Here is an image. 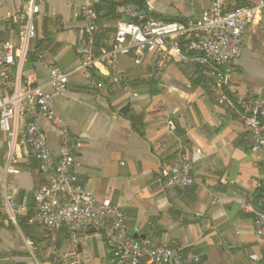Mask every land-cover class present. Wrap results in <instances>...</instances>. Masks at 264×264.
<instances>
[{
	"label": "crops",
	"instance_id": "obj_1",
	"mask_svg": "<svg viewBox=\"0 0 264 264\" xmlns=\"http://www.w3.org/2000/svg\"><path fill=\"white\" fill-rule=\"evenodd\" d=\"M130 1L100 0L97 13L107 29L96 37V60L110 49L117 22L132 21V13L141 11ZM133 1L142 5L151 1L152 17L160 21L195 20L211 5V0ZM257 2L231 0L230 7H253ZM82 3L0 0V40L14 45L18 25L8 14L26 4L33 8L35 38L22 62L15 57L10 82L21 71L22 83L28 80L31 87L49 91L48 70L38 62L39 53L69 76L67 92L53 98V111L78 141L79 184L124 213L133 240L191 251L200 257L198 264H263L262 243L253 230L255 213L264 212V191L255 189L261 169L257 157L249 153L241 120L217 105L211 79L201 68L169 62L159 69L150 51L140 65L131 55L116 58V72L129 91L112 87L114 71L99 62L105 75L102 87L90 91L83 72L77 71L80 61L75 53L83 28ZM229 70L228 93L264 94V12L248 26L244 52ZM10 93L11 85L0 83V95ZM123 106L129 107L125 115L119 112ZM168 121L173 132L166 128ZM40 123L51 153L57 156L59 132L46 120ZM17 127L21 135L23 121ZM7 139L0 130V264H115L100 232L48 233L29 223L34 213L32 191L44 179L33 155L18 147L14 167L19 172L6 174ZM179 153L193 161L194 185L165 191L160 171L171 166ZM5 195L25 209L15 211V224L3 206ZM242 204L251 208L241 210Z\"/></svg>",
	"mask_w": 264,
	"mask_h": 264
},
{
	"label": "built area",
	"instance_id": "obj_2",
	"mask_svg": "<svg viewBox=\"0 0 264 264\" xmlns=\"http://www.w3.org/2000/svg\"><path fill=\"white\" fill-rule=\"evenodd\" d=\"M100 0H83L79 16L83 21L80 40L75 53L80 61L77 71L84 74L86 87L99 91L100 79L105 76L99 66L114 74L110 77L112 87L129 91L121 83L116 72V58L131 55L135 65H140L145 52L154 54L156 64L162 69L169 62L201 68L211 79L210 91L216 94V103L225 112L236 115L242 122L249 138V153L257 157L261 174L255 189L264 191V94L256 96L252 90L245 95L230 94L227 90L229 67L244 52L245 32L264 12V0L253 7H230L231 0H211L210 8L195 20L160 21L152 17L154 6L145 2V9L133 12V21H118L110 49L100 60L94 58L96 37L107 26L99 21L97 7ZM230 7V8H229ZM31 4L16 9L8 17L18 25L17 45L10 40H0V83L11 85V93L0 95V130L6 133V174H18L14 167V148L30 152L38 163V171L44 179L32 191L33 216L30 224L43 227L48 233L65 229L70 235L94 229L104 238L106 248L115 264H198L200 257L191 252L162 243L133 240L128 235L127 217L109 199L99 200L77 180L81 162L77 156L78 141L66 124L53 111V98L68 90L69 76L58 67L48 64L43 53L38 62L47 68L49 91L42 87H31L30 82L17 78L10 82V72L27 52L28 44L35 38L32 26ZM108 77V76H107ZM41 120H46L59 132L61 144L54 156L41 129ZM23 121L21 135L17 124ZM166 128L175 130L172 122ZM201 155L200 150H195ZM193 161L179 153L175 162L160 171L162 189L184 191L194 185ZM9 219L15 224L18 208L12 197L5 195L4 204ZM241 210L250 209L242 204ZM255 235L261 241V260L264 264V212H256L253 222Z\"/></svg>",
	"mask_w": 264,
	"mask_h": 264
},
{
	"label": "water",
	"instance_id": "obj_3",
	"mask_svg": "<svg viewBox=\"0 0 264 264\" xmlns=\"http://www.w3.org/2000/svg\"><path fill=\"white\" fill-rule=\"evenodd\" d=\"M128 111H129V107H128V106H123V107L120 109L119 112H120L121 114L125 115V114L128 113ZM89 232L94 233L95 230H94V229H90ZM134 238H135V239H143V237L138 236V235H135Z\"/></svg>",
	"mask_w": 264,
	"mask_h": 264
},
{
	"label": "trees",
	"instance_id": "obj_4",
	"mask_svg": "<svg viewBox=\"0 0 264 264\" xmlns=\"http://www.w3.org/2000/svg\"><path fill=\"white\" fill-rule=\"evenodd\" d=\"M130 2H133L136 6L139 4V8L140 10H144L145 9V5H142V2L141 3H136L135 1H130ZM133 22H136V20H132Z\"/></svg>",
	"mask_w": 264,
	"mask_h": 264
}]
</instances>
